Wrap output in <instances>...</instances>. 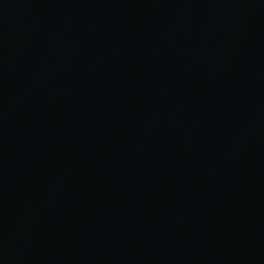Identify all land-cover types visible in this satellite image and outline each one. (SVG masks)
I'll list each match as a JSON object with an SVG mask.
<instances>
[{"label": "water", "instance_id": "1", "mask_svg": "<svg viewBox=\"0 0 264 264\" xmlns=\"http://www.w3.org/2000/svg\"><path fill=\"white\" fill-rule=\"evenodd\" d=\"M0 264H264V0H0Z\"/></svg>", "mask_w": 264, "mask_h": 264}]
</instances>
